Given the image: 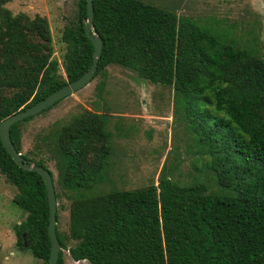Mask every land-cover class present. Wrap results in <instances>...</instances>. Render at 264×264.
Returning a JSON list of instances; mask_svg holds the SVG:
<instances>
[{
	"label": "trees",
	"instance_id": "trees-1",
	"mask_svg": "<svg viewBox=\"0 0 264 264\" xmlns=\"http://www.w3.org/2000/svg\"><path fill=\"white\" fill-rule=\"evenodd\" d=\"M11 1L0 0V124L81 77L95 49L86 32V0H80L78 14L63 30L67 78L59 77L47 17L14 14L6 6ZM93 1V27L103 39L93 79L118 64L172 86L176 109L207 156L203 164L213 183L184 184L162 171L158 183L87 195L112 153L104 114L85 109L76 115L44 138L48 153L42 157L22 153L21 125L35 115L14 123L11 137L26 159L48 169L47 161L55 162L57 182L50 170L57 199L76 192L72 258L91 264H264V56L256 38L243 41L226 28L201 26L144 0ZM0 171L18 189L13 201L28 212L14 228L18 247L48 264L52 243L44 178L19 167L1 137ZM57 234L67 247L58 227Z\"/></svg>",
	"mask_w": 264,
	"mask_h": 264
},
{
	"label": "rangeland",
	"instance_id": "rangeland-1",
	"mask_svg": "<svg viewBox=\"0 0 264 264\" xmlns=\"http://www.w3.org/2000/svg\"><path fill=\"white\" fill-rule=\"evenodd\" d=\"M175 10L181 17L196 20L201 26L215 30L226 28L233 37L254 40L264 56V0H144ZM80 0H13L6 6L14 13L31 17H47L53 38L55 57L59 60L58 76L67 78L64 70L66 44L62 40L65 26L79 11ZM106 76H98L89 84L63 98L45 113L21 125L22 153L31 157L47 155L44 138H52L65 124L83 112L94 109L104 114L111 133L112 153L94 189L87 195L111 189H136L158 183L166 171L181 183L196 180L212 184L211 171L203 162L207 156L199 152L187 123L175 106L174 89L143 79L130 68L118 64L108 66ZM105 79L104 85H100ZM49 169L58 180V169L48 160ZM59 188V185H58ZM16 186L0 171V264H42L31 249L17 245L15 225L24 221L28 212L18 206ZM76 192H63L57 206V227L67 247L63 264L75 262L68 248L76 241L70 238V210Z\"/></svg>",
	"mask_w": 264,
	"mask_h": 264
},
{
	"label": "water",
	"instance_id": "water-1",
	"mask_svg": "<svg viewBox=\"0 0 264 264\" xmlns=\"http://www.w3.org/2000/svg\"><path fill=\"white\" fill-rule=\"evenodd\" d=\"M87 7V21H86V32L88 37L94 43L95 49L93 53V63L91 67L78 79L71 81L59 89L55 90L53 93L47 97L37 101L34 104L27 106L26 108L18 111L17 113L9 116L3 120L0 124V137L8 153L11 155L13 160L19 165V167L26 170L37 171L44 178L46 188L48 191L49 199V236L51 239V253L48 260V264H58L60 250L62 249L61 242L57 234V195L55 189V182L52 176L51 170L45 168L42 165L36 164L29 159H26L21 152H19L11 137V126L19 121L26 119L29 116L36 115L48 107L55 104L57 101L73 94L82 87L89 84L97 69L98 61L102 55L103 51V39L97 33L96 29L93 27L94 21V1L86 0Z\"/></svg>",
	"mask_w": 264,
	"mask_h": 264
},
{
	"label": "crops",
	"instance_id": "crops-1",
	"mask_svg": "<svg viewBox=\"0 0 264 264\" xmlns=\"http://www.w3.org/2000/svg\"><path fill=\"white\" fill-rule=\"evenodd\" d=\"M83 261V260H82ZM85 261V260H84ZM75 262H79V261H75Z\"/></svg>",
	"mask_w": 264,
	"mask_h": 264
}]
</instances>
